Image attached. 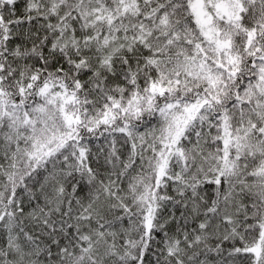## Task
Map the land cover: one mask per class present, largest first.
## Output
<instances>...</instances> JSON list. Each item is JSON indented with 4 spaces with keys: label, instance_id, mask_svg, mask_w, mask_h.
<instances>
[{
    "label": "snow or ice",
    "instance_id": "6c2138e0",
    "mask_svg": "<svg viewBox=\"0 0 264 264\" xmlns=\"http://www.w3.org/2000/svg\"><path fill=\"white\" fill-rule=\"evenodd\" d=\"M0 264H264V0H0Z\"/></svg>",
    "mask_w": 264,
    "mask_h": 264
}]
</instances>
